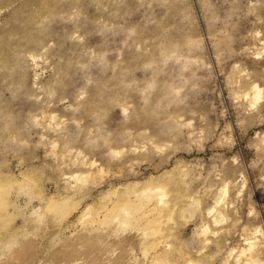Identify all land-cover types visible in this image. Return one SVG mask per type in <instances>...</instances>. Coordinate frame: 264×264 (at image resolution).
<instances>
[{
	"label": "rangeland",
	"instance_id": "374dc122",
	"mask_svg": "<svg viewBox=\"0 0 264 264\" xmlns=\"http://www.w3.org/2000/svg\"><path fill=\"white\" fill-rule=\"evenodd\" d=\"M0 264H264V0H0Z\"/></svg>",
	"mask_w": 264,
	"mask_h": 264
},
{
	"label": "bare ground",
	"instance_id": "6f19581e",
	"mask_svg": "<svg viewBox=\"0 0 264 264\" xmlns=\"http://www.w3.org/2000/svg\"><path fill=\"white\" fill-rule=\"evenodd\" d=\"M256 87V86H255ZM37 210H33L32 213H35L36 214ZM85 226V225H84Z\"/></svg>",
	"mask_w": 264,
	"mask_h": 264
}]
</instances>
